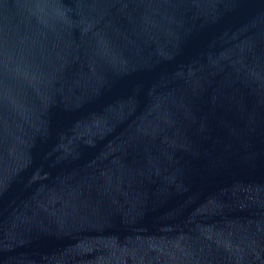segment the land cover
I'll use <instances>...</instances> for the list:
<instances>
[{
  "label": "water",
  "instance_id": "obj_1",
  "mask_svg": "<svg viewBox=\"0 0 264 264\" xmlns=\"http://www.w3.org/2000/svg\"><path fill=\"white\" fill-rule=\"evenodd\" d=\"M0 264H264V0H0Z\"/></svg>",
  "mask_w": 264,
  "mask_h": 264
}]
</instances>
